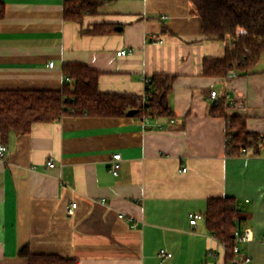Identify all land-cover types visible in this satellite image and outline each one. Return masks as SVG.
<instances>
[{"label":"crops","instance_id":"0c3cea01","mask_svg":"<svg viewBox=\"0 0 264 264\" xmlns=\"http://www.w3.org/2000/svg\"><path fill=\"white\" fill-rule=\"evenodd\" d=\"M3 1L0 92L62 91L66 65L99 72L105 94L142 95L145 77L176 79L174 123L66 116L6 140L0 129V264H29L25 248L77 264H225L226 248L206 220L189 221L218 198L236 199L247 216L252 237L240 261L264 264V55L247 76L206 77L204 61L226 49L204 36L189 0H105L82 22L65 20L66 0ZM96 25L114 33H85ZM219 104L223 117L213 112ZM228 117L262 137L249 147L255 155L228 154Z\"/></svg>","mask_w":264,"mask_h":264},{"label":"trees","instance_id":"16d2710c","mask_svg":"<svg viewBox=\"0 0 264 264\" xmlns=\"http://www.w3.org/2000/svg\"><path fill=\"white\" fill-rule=\"evenodd\" d=\"M202 21L204 36L221 41L225 56L206 59L203 74L210 78H227L234 71L238 76H247L259 64L264 55V0H189ZM105 0H66L64 18L82 22L87 15L96 14ZM6 16V6L0 0V24ZM85 33L106 35L114 33L106 25H96ZM66 79L62 91H16L0 92V129L4 140L12 133L24 135L37 123H52L66 116L126 118L137 111L134 118L149 117L151 120L173 119L169 97L176 77L157 75L151 77L150 94L146 104L142 95L105 94L99 91L100 73L84 65L64 66ZM214 114L225 116L219 104ZM228 154L240 156L243 148H259L262 137L249 133L243 121L228 117ZM252 138V139H250ZM210 233L226 248L225 264H234L239 254L235 232L244 231L247 216L234 198L211 199L204 215ZM29 264H77L57 255H36L27 248L20 252ZM240 261V259L238 258Z\"/></svg>","mask_w":264,"mask_h":264},{"label":"built area","instance_id":"2783aa9c","mask_svg":"<svg viewBox=\"0 0 264 264\" xmlns=\"http://www.w3.org/2000/svg\"><path fill=\"white\" fill-rule=\"evenodd\" d=\"M164 19L166 18V16L163 17ZM156 44H164V41L163 40H158L156 42H154ZM126 54H128L126 51H121L118 53V56H125ZM50 67H54V64L51 63L49 65ZM238 77V74L234 71L230 72L227 79H234V78H237ZM67 82H71V80L69 78L66 79ZM143 81V84H144V90H143V93H142V96H143V103L146 104L147 102V98H148V95L150 94V85L152 84L153 80L151 77H145L142 79ZM211 99L212 100H219L218 98V94L217 92L213 91L211 92ZM141 122L144 126H151V119L149 117H143L141 119ZM171 123H174L175 120L174 119H171L170 120ZM158 127L160 129H162V125L159 124ZM232 140V136L231 135H228L227 136V143L228 142H231ZM6 152H7V148L6 146L4 145H0V159L4 158L5 155H6ZM256 153L250 149V148H243L242 151H241V155L242 156H252V155H255ZM121 155L120 154H117L114 156L112 162H111V166H110V171L111 173L113 174V176L115 177H118L119 174H120V170H121ZM48 167L49 168H53L55 167V164L54 162L51 160L48 162ZM187 170L184 169L183 172H186ZM77 207H78V204L77 203H73L67 210V214L69 216H73L75 215V212L77 210ZM204 219V215L203 214H193L190 216V225L192 227H195L198 225L199 221L203 220ZM251 232L249 229H246L242 232L240 231H236L235 232V240H236V246L234 248V252L236 254H239L241 252V249H240V245L241 244H247L250 242L251 240ZM160 256L164 259V260H167V259H171L173 258V254L171 253H168L166 250H161L160 251ZM251 262V259L250 258H246L245 260L243 261H239L238 259H235L233 261L234 264H248Z\"/></svg>","mask_w":264,"mask_h":264},{"label":"water","instance_id":"95a60500","mask_svg":"<svg viewBox=\"0 0 264 264\" xmlns=\"http://www.w3.org/2000/svg\"><path fill=\"white\" fill-rule=\"evenodd\" d=\"M137 111H131L128 113V117H134L135 115H137Z\"/></svg>","mask_w":264,"mask_h":264}]
</instances>
